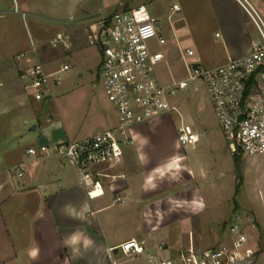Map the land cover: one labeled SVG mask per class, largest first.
Wrapping results in <instances>:
<instances>
[{"label":"rangeland","instance_id":"rangeland-1","mask_svg":"<svg viewBox=\"0 0 264 264\" xmlns=\"http://www.w3.org/2000/svg\"><path fill=\"white\" fill-rule=\"evenodd\" d=\"M120 1L94 0L92 6L96 14L93 15V19L98 20L103 14L112 15L116 11L133 9L142 3L150 2L149 0H123L124 5H120ZM176 1H179L183 11L174 10L173 4ZM189 5H191L189 0L184 2L158 0L150 4L151 13L158 17L161 30L169 40L164 46L154 44L155 49L163 50L166 54V58L158 65L159 75L165 83L184 78L188 73L186 67L188 60H185L178 44L183 50L193 45L197 50L201 49V53L209 46L214 48L222 44V38L216 37L211 31L203 36V40L198 38V33L194 31V25L191 24L194 8H190ZM102 7L105 8L104 11ZM12 11L15 12L14 7ZM17 11L6 14V18L13 16L16 19L14 31L11 34L19 37L27 36L29 42L27 29L38 41L39 39L49 40L56 35L59 23L34 17L29 13L25 22L23 18L25 11ZM174 30H178V34H175ZM9 33L0 32V39H3L0 44V60L2 50L10 55L19 50L20 46L10 42ZM179 33V43H177L175 35ZM251 34L254 39L259 38V32L253 21ZM80 36L81 39L84 37ZM87 52L89 55L87 64L84 66L73 62L70 70L61 73V84H56L52 92L48 91L39 101L41 108L44 107L43 111L39 112L42 116L46 117L49 113L56 115L61 111L67 120L76 123L78 136L74 139H81L87 133L94 132L98 126L96 122L100 120L98 117L112 119L114 123H118L115 108L108 100L103 87L100 49L96 45H91ZM210 58L213 59L211 60L213 63L219 60V57L213 58L212 55ZM188 59L190 61V58ZM63 62L64 59H61L57 66ZM80 73L83 74L80 75ZM183 92L181 91L174 98H178ZM6 95V86L0 83V102L6 99ZM184 95L178 111L155 119L168 120L158 125L157 131L160 132L161 137L158 133L156 134L155 129L146 127L155 120L139 124L133 128L135 133L148 134L146 139H149V143L143 145L140 151L132 147L137 144L126 148L127 164H124V171L127 175L128 173L132 175V172L136 170L133 165L140 164L142 160L153 163L169 162L174 160L171 159L174 156L178 157L177 164L170 165L169 168L164 167L159 171L160 173L154 175V184L149 187L153 193L142 202L143 227L144 224H150L156 226V231L148 232L143 228L140 235L135 233L134 225L137 223V217L136 222H133L134 217H129L125 210L127 203L113 202L116 193L119 192L117 190L125 183L124 180L120 179L110 184L114 191L111 198L106 200L100 197L95 200L97 202L105 200L106 205L111 204L103 211L91 214L93 220L95 219V223L91 224V232L96 238L106 243L121 242L135 233L141 240H145V247H148L147 252L138 257L132 255L126 257L119 246V252H114L116 264H122V256L128 258L123 264H148V253L154 251L159 257L165 258L175 256L181 251L207 247L224 236L228 230L229 220L236 210L254 217L257 228L251 226V232L253 236L255 235L254 239L261 245V249H264L259 233L262 230V220L264 221V153L251 156L242 152L235 142H230L219 122L206 82L203 80L194 82ZM7 109L0 108L2 111L5 110L4 114L0 115V150L4 146L25 149L30 145H37L38 131H31L29 127L6 131L2 123L3 119L7 118ZM7 112L17 113V109L10 107ZM182 122L191 125L202 136L197 144L187 147L180 144L178 127ZM174 148L182 152L180 156L175 154ZM61 158L67 167L70 164L76 166L70 158L64 155H61ZM141 170L142 173L150 176L148 168ZM198 187L202 190L205 199V201L200 199L204 210L199 211L195 207L192 212L191 207V209L177 207L181 204L190 205L194 201L192 192ZM81 221L82 219H77L76 225ZM253 245L254 243L251 246ZM247 248L249 250V246ZM79 253L78 255L82 257L90 256V252L85 253L84 249H81ZM92 256L96 261L101 262V251L94 249ZM255 256L256 253L250 255L240 264H255Z\"/></svg>","mask_w":264,"mask_h":264},{"label":"crops","instance_id":"crops-1","mask_svg":"<svg viewBox=\"0 0 264 264\" xmlns=\"http://www.w3.org/2000/svg\"><path fill=\"white\" fill-rule=\"evenodd\" d=\"M93 1L0 0V32L9 33L11 31L9 33L10 42L18 45V47L20 46L19 50L12 55L6 54L2 50L0 83L6 86L7 95L6 99L0 102V108L10 109L11 107L12 109L13 107L17 109V113H10L7 112L8 109L6 110L8 115L6 119H3L2 126L6 131H12L13 128L24 129L25 127H29L31 131H38L37 145H30L25 149L4 146L0 150V264H116L114 252H119V246L122 243L132 238L141 240L135 233L140 235L143 228L144 231L148 232L156 231V226L150 224H144L143 227L142 202L153 193L151 189L149 190V187L154 184V175L160 173L159 171L164 167L169 168L170 165L177 164L178 157L174 156L171 158L174 160L169 162L156 161L153 163L142 160L140 164L133 165L136 170L132 172V175L128 173L122 179L125 183L117 190L119 192L116 195H125L126 201L121 203H127L125 208L127 214L129 217H134L133 222H136L137 217V223L134 225L135 233L121 242L106 243L96 238L91 232V224L95 223V219L93 220L91 214L103 211L111 206V204L106 205L105 200L95 201L100 197H104L106 200L111 198L114 193L110 187L111 185H106V193L103 196L91 199L87 195L85 185L82 183L80 172L76 166L70 164L67 167L59 154H30L28 152L29 148L44 144L54 149L58 144L78 136L76 123L67 120L61 111L56 115L49 113L46 117L39 114L44 108H41L39 101L46 95L43 98L35 96L34 89L30 87V82L26 77V69L31 63L37 61L41 62L50 73L60 70L64 64L70 65L68 70L71 69L73 62L84 66L87 64L86 60L89 56L87 49L94 45L88 37L90 27L98 23L100 19L110 16V14H103L98 20H94L93 15L96 14V11L92 6ZM149 1V4H142H146L151 12L150 4L158 2V0ZM180 1L184 2V0ZM189 1L191 4L189 7L194 8L191 24L194 25V31L198 33V38L203 40V36L208 31H211L216 37L222 38L220 47L215 46L213 48L209 46L202 53L201 49L197 50L193 45L187 46L186 49L191 48L195 52L194 56L190 57L191 62L205 66H218L228 62L231 58L242 57L250 53L252 40L254 39L251 34L252 21L244 7L237 0ZM249 1L264 11V0ZM124 2L121 0L119 3L124 5ZM174 5L179 6L178 11H183L179 1L173 4V8ZM13 7L15 12H18L17 10L25 11L23 13L25 22L29 13L34 17H42L59 23L56 35L49 40L38 38V41L27 29V35L30 37L29 42L27 36L19 37L11 34L14 31V21L16 19L13 16L6 18V14L15 13L12 11ZM104 9L102 7V11ZM159 28L161 30V22ZM174 32L178 34V30H174ZM59 33L68 36L65 38V42L69 44L68 47L63 44L56 46L52 44ZM80 35L84 37L81 39ZM178 36L180 37V33L175 35L177 43H179ZM166 39L168 43L169 40L167 37ZM2 40L0 44H2ZM33 44L36 46L34 52L32 51ZM178 47L182 53L186 51L179 44ZM23 52L26 53L27 57H30V61L18 58V55ZM219 53L220 55H218ZM210 55L213 58L219 57V60L213 63ZM61 59H64V62L57 66L58 61ZM82 74L80 73V75ZM55 87L56 84L52 85L50 91L52 92ZM184 97L185 95L181 103ZM0 111V115H3L5 110ZM98 119L100 120L96 122L97 129L94 132L87 133L83 138L116 124L112 119H105L104 117H98ZM164 119L155 120L146 127L155 129L156 134L158 133L161 137L157 129L159 123L168 121ZM141 133L145 132L135 133L134 145L137 144V146H132L138 151L142 149L143 145L149 143V139H146L149 135ZM201 139L202 136H200ZM174 149L175 154L180 156L182 152H178V148ZM126 156L125 153L124 164H127ZM17 164H23L25 174L22 177H19L12 170L13 166ZM146 168L149 169L150 176L142 173L141 169L146 170ZM192 197L194 201L190 205L181 204L177 207L192 208V212L196 207L201 211L204 206H201L200 199L205 201L202 190L199 187L193 190ZM115 201L114 199L113 202ZM79 218L82 221L76 225ZM259 233L264 245L263 220L262 230ZM254 237L255 235H252V239ZM251 241L250 246L254 243L251 246V255L256 253L255 264H264V249H261L258 240ZM81 249H84L85 253L90 252V256H79ZM94 249L102 252L100 263L92 256ZM147 250L148 247H146V252ZM152 253L157 255L155 251ZM126 257L122 256V264L128 259ZM148 264H150L149 261Z\"/></svg>","mask_w":264,"mask_h":264},{"label":"built area","instance_id":"built-area-1","mask_svg":"<svg viewBox=\"0 0 264 264\" xmlns=\"http://www.w3.org/2000/svg\"><path fill=\"white\" fill-rule=\"evenodd\" d=\"M254 22L259 38L252 40L250 53L231 58L218 66H205L189 61L193 49L183 53L187 75L165 83L158 65L166 58L163 50L167 39L161 32L159 19L146 4L136 8L116 11L93 24L89 40L100 49L103 70V87L114 106L118 123L82 139H68L52 149L44 144L28 149L30 154L55 153L70 158L77 166L89 198L106 193V185L124 179L126 148L135 144L134 126L151 122L179 110L181 100L198 81L206 82L210 97L222 129L230 142L251 156L264 153V11L249 0H237ZM174 9H179L174 5ZM67 35L59 33L54 46L63 44ZM36 50L33 44L32 51ZM19 59L30 61L26 53ZM70 68L64 64L60 70L48 72L41 62L31 63L26 77L37 98H43L51 86L61 83V73ZM184 91L181 96L178 94ZM178 140L184 147L200 141V134L183 122L178 127ZM12 170L22 177L23 164ZM115 200L126 201L123 194ZM228 230L217 242L197 250L181 251L175 256L159 257L148 253L150 264H240L251 255V226H256L253 216L236 210L228 223ZM249 246V250L248 247ZM127 255L146 253L145 241L132 238L121 244Z\"/></svg>","mask_w":264,"mask_h":264}]
</instances>
